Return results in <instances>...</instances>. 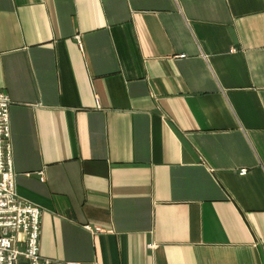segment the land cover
Here are the masks:
<instances>
[{
	"label": "crops",
	"instance_id": "0c3cea01",
	"mask_svg": "<svg viewBox=\"0 0 264 264\" xmlns=\"http://www.w3.org/2000/svg\"><path fill=\"white\" fill-rule=\"evenodd\" d=\"M0 91L42 256L264 264V0H0Z\"/></svg>",
	"mask_w": 264,
	"mask_h": 264
},
{
	"label": "built area",
	"instance_id": "2783aa9c",
	"mask_svg": "<svg viewBox=\"0 0 264 264\" xmlns=\"http://www.w3.org/2000/svg\"><path fill=\"white\" fill-rule=\"evenodd\" d=\"M9 107V96L0 91V264H80L76 261H53L39 253L41 211L16 192ZM245 172L244 168L240 170V174ZM43 179L40 172V180ZM85 228L102 230L90 225H85Z\"/></svg>",
	"mask_w": 264,
	"mask_h": 264
}]
</instances>
